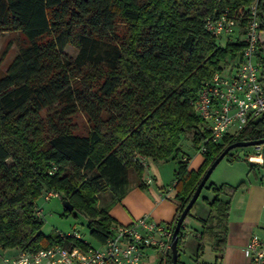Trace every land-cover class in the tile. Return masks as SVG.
I'll list each match as a JSON object with an SVG mask.
<instances>
[{
	"label": "trees",
	"instance_id": "trees-1",
	"mask_svg": "<svg viewBox=\"0 0 264 264\" xmlns=\"http://www.w3.org/2000/svg\"><path fill=\"white\" fill-rule=\"evenodd\" d=\"M253 3L264 20V0H0V35L20 32L27 41L0 76V247H88L70 236L41 232L35 207L45 191L64 193L86 217L90 236L104 242L114 224L109 210L129 192L131 169L145 187V169L135 155L155 162L179 159L187 132H193L198 150L209 137L192 101L202 81L240 54L243 43L222 46L205 20ZM68 46L78 50L75 58L65 53ZM9 49L8 44L2 58ZM82 113L87 134L77 133L74 122ZM263 139L264 115L219 145L207 142L197 170L189 169L183 155L175 171L177 216L227 146ZM240 186H211L216 197L201 221L200 239H212L216 264ZM106 193L111 202L100 207L99 194ZM186 238L183 225L178 251ZM166 262L173 264L172 249Z\"/></svg>",
	"mask_w": 264,
	"mask_h": 264
},
{
	"label": "built area",
	"instance_id": "built-area-1",
	"mask_svg": "<svg viewBox=\"0 0 264 264\" xmlns=\"http://www.w3.org/2000/svg\"><path fill=\"white\" fill-rule=\"evenodd\" d=\"M205 28L219 43L241 42L243 48L236 57L228 58L209 80L202 81L198 96L192 101L209 134L199 147L200 154H204L207 142L219 145L225 136L237 135L264 115V20L258 16L257 4L233 11L223 9L206 18ZM232 129L235 135L229 134ZM255 148H261L264 162V144ZM134 158L144 169L148 167L146 157L136 154ZM55 171L53 167L49 173ZM150 183L152 179L148 178L146 184ZM53 196V192H48L45 198L50 200ZM178 219L176 215L171 223L164 224L144 215L128 226L114 223L99 246H92L79 234H61L62 238L70 236L88 247L53 245L36 251L17 249L11 256L0 255V264H141L149 249L164 256L170 252ZM244 253L250 264H264V237L252 235Z\"/></svg>",
	"mask_w": 264,
	"mask_h": 264
},
{
	"label": "rangeland",
	"instance_id": "rangeland-1",
	"mask_svg": "<svg viewBox=\"0 0 264 264\" xmlns=\"http://www.w3.org/2000/svg\"><path fill=\"white\" fill-rule=\"evenodd\" d=\"M25 36L20 32H4L0 35V76H2L7 70L11 61H13L15 55L18 53L19 48L26 44ZM221 43V42H220ZM10 45V49L5 58H2V53L6 49L7 45ZM224 46V42L221 43ZM65 53L70 57H76L78 50L73 46H68L65 49ZM46 111L42 112L44 115ZM74 122L77 124V133L87 134L90 130L87 118L82 114H78L74 118ZM230 135H235V129H232L229 133ZM193 132H187L182 136L180 148L181 152L179 154V159H174L171 157L168 161H151L148 159V167L144 170L143 176L147 174L153 176L156 175V181L152 184L150 189L159 190V186L164 185L165 187H172L175 182V171L178 166V162L183 155H188L191 160H195L198 157L197 150L192 146L191 136ZM231 157L234 160H231ZM240 159H239V158ZM200 160V158L198 159ZM9 164L12 163L11 160L8 161ZM130 190L134 188L136 180V172L134 169L130 170ZM264 177V162L262 160V151L256 150L255 147H239L231 151L229 156H226L215 168L211 174L207 185L202 189L201 194L196 201L192 215H189L185 220V228L189 230L187 233V238L192 233H195V229L201 231V227L198 220L194 217H208L211 213L210 203L216 197L214 190L211 188L212 185L222 186L230 185L233 187L240 186L237 192L234 194L233 199L239 191L244 190V187L250 183H254L259 179ZM136 181V182H135ZM46 191L36 201V211L35 218L43 221V226L41 232L43 234L59 233V234H79L83 239L90 242L94 246H99L95 239H93L89 234L88 221L83 213L72 210L65 211L63 206L64 193L60 192L59 195L54 194L50 200H46ZM112 199L111 193L99 194L100 207L104 206L108 201ZM221 200H226V196L221 195ZM233 201V200H232ZM190 237L189 240H191ZM17 252V249H3L0 247L1 256H11ZM187 264H209L213 260L214 253L209 251L208 248L204 251V254L196 253L192 249L187 248L186 253Z\"/></svg>",
	"mask_w": 264,
	"mask_h": 264
},
{
	"label": "crops",
	"instance_id": "crops-1",
	"mask_svg": "<svg viewBox=\"0 0 264 264\" xmlns=\"http://www.w3.org/2000/svg\"><path fill=\"white\" fill-rule=\"evenodd\" d=\"M196 150L198 157L195 160H191V157L186 155L190 159L189 169L192 171L197 170L203 163V155L199 153L198 149ZM199 158L200 160H198ZM148 178L152 179V183L146 184ZM155 181L157 184L156 175L147 174L143 176L142 183L145 187H141L138 182L135 183L134 188L131 190L129 188V192L121 201L111 206L109 214L114 223L128 226V224L144 215H148L151 220L157 223L164 224H169L175 219L179 207L178 201L175 200L176 190L168 191L170 186L165 187L164 185L159 186L158 191L150 189ZM239 192L232 201L226 246L222 259L218 264H250L244 253L247 243L254 234L264 237V177L260 181L258 179L254 183L248 184L244 187V190ZM110 202L111 199L105 205ZM194 218L203 227L201 221L206 217ZM204 228L201 231L195 229V233L191 231L192 235L189 234L186 241H184L185 244L179 249L178 254L182 264H187L185 259L187 248L192 249L197 257L201 253L204 254V251L208 248L209 251L214 253V258L209 264H216L217 253L212 248V239L209 238V235L203 236V241L200 239ZM186 231L190 233L187 228ZM190 237H192L191 240H189ZM96 242L98 245L100 244L97 240ZM166 260L167 255L164 256L153 249H149L141 264H167Z\"/></svg>",
	"mask_w": 264,
	"mask_h": 264
},
{
	"label": "water",
	"instance_id": "water-1",
	"mask_svg": "<svg viewBox=\"0 0 264 264\" xmlns=\"http://www.w3.org/2000/svg\"><path fill=\"white\" fill-rule=\"evenodd\" d=\"M259 144L263 145L264 139L263 140H257V141H249L246 143L245 142H235V143L231 144L230 146H227L224 149V151L216 158V160H214V162L210 165V167L206 171V174L203 176L201 182L199 183L196 191L194 192L191 200L189 201L188 205L186 206V208L184 209V211L182 212V214L180 215V217L177 221V224H176V227L174 230V234H173L172 248H171L172 249L173 264H177V259H178L177 240H178L179 231L182 229L185 218L187 217L192 206L198 200L202 189L206 185L207 181L209 180L211 174L213 173V171L215 170V168L217 167L219 162H221L226 157V155L235 148L256 147V146H259ZM63 206H64L65 210H68V211H72L74 209V207L72 206V204L68 200L63 201Z\"/></svg>",
	"mask_w": 264,
	"mask_h": 264
}]
</instances>
